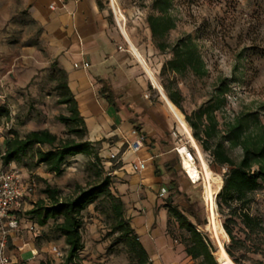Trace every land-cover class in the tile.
<instances>
[{
    "label": "rangeland",
    "instance_id": "obj_1",
    "mask_svg": "<svg viewBox=\"0 0 264 264\" xmlns=\"http://www.w3.org/2000/svg\"><path fill=\"white\" fill-rule=\"evenodd\" d=\"M153 1L100 0L108 20L109 32L119 50L127 52L126 54L144 69L148 78L147 70H150L165 95V88L168 87L181 92L183 112H180L184 119L185 115L192 116L194 112L210 104L217 84L225 81L229 83L230 91L226 94L223 107L216 111L219 128L224 130L225 122L246 112L258 113L264 123V0H173L171 14L176 19V28L169 32L166 40L170 45H174L180 38L192 36L200 45L210 71L209 76L204 79H198L192 74L182 77L163 70L164 64L171 59L172 54L169 50L159 51L153 42L147 22L148 16L153 13ZM3 18L4 14L1 13L0 26ZM2 33H0V108H7L10 118L0 117V153L10 138L11 131L24 136L30 130L48 129L60 138L71 137L58 121L60 115L67 116L68 112L65 106L57 104L56 85L51 78L57 70V66L54 65L56 59L48 55L46 43L42 39V27L29 19L26 10H17L12 11V17ZM136 53L143 59L144 64ZM149 82L147 98L151 106L158 113H164L168 122L173 125L168 134V137L175 139L172 140L174 142L172 147L186 146L196 158L195 150L189 145L187 136L180 129L177 120L168 111L161 92L155 89L151 80ZM164 110H167L168 114ZM189 129L192 133L190 127ZM172 132H178L179 137L175 138ZM140 134L145 136L142 132ZM146 146L150 147L149 144ZM174 148L171 149L173 168L177 165L174 160L178 156ZM97 152L105 171H111L115 165L108 161L110 148H104L101 144L97 146ZM201 152L216 177L213 188L217 195L222 187L223 175L229 168L212 164L208 154L202 150ZM229 154L236 163L240 161L239 148L229 150ZM135 156L137 155L130 153L127 158L133 162ZM33 162L30 157H25L21 163L11 164L20 172L24 182L32 186V190L26 196L21 211L16 214L20 227L17 232H12L8 253L12 257L11 264L23 260L21 248L24 254L31 258L25 260L27 261L25 263L39 264L42 260H48L52 264H59L62 256H55L52 248L56 247L66 256L67 247L63 239L52 229V222L40 227L28 212L36 206L38 200L45 198L42 192L45 183L42 180H46L52 187L59 188L63 197L73 194L76 184L82 186L88 184L91 181L86 172L88 157L79 155L69 158L65 164L64 174L59 177L47 173L43 166L34 167ZM145 165L147 167L148 163L145 162ZM182 177L180 170L170 177V182L177 183L178 188L182 186L178 189L179 194L171 191L169 189L171 183H167L169 187L167 185V189L164 187L167 193L158 200L157 207L143 201L142 215L151 225H158L160 232H163L167 223L166 232H169L170 238L182 243L183 232L173 217L168 224L167 210L175 208L197 231L210 238L215 247L214 255L218 260L216 239L208 227L203 180L198 183L189 181L182 183ZM161 188L157 185L154 191L158 192ZM170 195L172 201L168 199ZM125 199L126 202L131 200L139 204L138 194L134 190H130ZM249 212L264 225V183L253 196ZM216 213L223 224L224 218L219 215L217 204ZM83 220L82 234L85 247L80 253L82 264H133L127 246L118 241L117 235L110 233L108 219L104 214L96 212L94 205L83 214ZM132 225L137 232H145V227L136 218L132 220ZM234 232L243 244V249L234 251L235 256L245 264H264V236L249 233L239 221L234 227ZM142 239L148 252L153 251L156 254L159 251L167 263L179 256V251L173 250L175 244L163 235L154 239L147 233ZM221 240L224 247L230 244L229 239ZM194 264H197V261Z\"/></svg>",
    "mask_w": 264,
    "mask_h": 264
},
{
    "label": "trees",
    "instance_id": "obj_2",
    "mask_svg": "<svg viewBox=\"0 0 264 264\" xmlns=\"http://www.w3.org/2000/svg\"><path fill=\"white\" fill-rule=\"evenodd\" d=\"M98 6L100 10L103 9L100 2ZM172 8L173 0H154L153 13L147 18L156 48L161 52L169 50L172 54L171 59L164 64L163 70L182 77L192 74L198 79H204L209 76L210 71L200 45L192 36L186 35L174 45H170L166 40L169 32L176 28V19L171 14ZM54 65L57 70L51 78L56 85L57 104L65 106L68 112L67 116L60 115L58 121L71 137L60 138L48 129L30 130L24 136L11 131L0 157L5 166L21 163L25 157H30L34 160V167L43 166L47 173L59 177L64 174L69 158L84 155L88 157L86 172L91 181L85 186L76 184L73 194L63 197L59 188L52 187L46 180H42L45 183L42 190L45 198L38 200L28 215L36 219V224L40 227L53 223L52 229L67 247L66 256L62 255L59 264H82L80 253L85 247L82 234L83 214L92 205L96 212L104 214L108 219L110 233L117 235L118 241L125 243L133 264H153L149 253L134 232L130 219L127 218L123 200L113 189L112 172L119 164L108 172L103 168L97 146L104 140H86L88 130L69 88L67 73L58 67L57 62H54ZM165 91L168 99L183 112L181 92L171 87L165 88ZM229 91V83L221 81L217 84L212 102L194 112L192 116L185 115V119L198 146L212 159V164L229 168L223 175L222 187L216 195V204L219 215L224 218L222 226L230 240L225 250L235 264H245L234 254L235 250L243 249L234 227L239 221L249 233L264 236V225L249 212L253 196L264 183V123L258 113L246 112L225 122L224 130L220 129L216 111L225 104ZM99 93L118 111L117 96L108 84L103 83ZM0 117L9 119V110L0 108ZM45 147L47 149H44ZM236 148L241 150L238 163L229 154V150ZM171 185V191L179 194L177 183L171 182ZM168 199L172 201V196ZM167 212L168 224L173 217L183 232L184 239L181 244L186 255L194 262L197 261V264H219L210 238L197 231L175 208H168ZM25 262L27 261L22 260L17 264H32ZM39 264L52 263L42 260Z\"/></svg>",
    "mask_w": 264,
    "mask_h": 264
},
{
    "label": "crops",
    "instance_id": "obj_3",
    "mask_svg": "<svg viewBox=\"0 0 264 264\" xmlns=\"http://www.w3.org/2000/svg\"><path fill=\"white\" fill-rule=\"evenodd\" d=\"M98 2L100 0H0V15L4 14L0 33L12 17V11L17 10H26L29 19L42 27V39L46 43L48 55L56 59L58 67L67 73L69 88L88 130L86 140H104L102 145L110 148L112 153L125 150V141L133 137L132 130L145 134L144 150L133 154L137 155L133 162L145 161L148 166L140 173H133L129 165L132 162L127 158L130 152H125L122 162L112 172L113 189L123 200L127 218L142 245V238L147 233L154 239L163 235L175 244L173 250L179 251L178 258L167 263L158 250L156 254L146 250L153 264H194L186 255L184 246L173 241L167 234V223L163 232H160L158 225H151L142 215L143 201L157 207L158 200L166 194L161 196L160 191L155 192V186L166 187L177 170L183 174L182 183L191 181L184 174L179 156L174 160L177 162L176 167L171 166V149L174 148L172 143L175 139L168 137V134L173 125L168 122L164 113H158L151 106L147 98L150 78L127 52L119 50ZM85 63L88 67H84ZM103 83L108 84L115 92L118 111L100 96L99 90ZM164 112L168 114L167 110ZM169 186L167 185L171 190L172 185ZM181 188L182 186L179 187ZM130 190L138 194L139 204L131 200L125 201ZM134 218L141 221L145 232L134 229ZM17 220L19 228L20 221ZM12 232L8 244L12 240ZM20 252L21 259H31L24 254L22 248Z\"/></svg>",
    "mask_w": 264,
    "mask_h": 264
},
{
    "label": "built area",
    "instance_id": "obj_4",
    "mask_svg": "<svg viewBox=\"0 0 264 264\" xmlns=\"http://www.w3.org/2000/svg\"><path fill=\"white\" fill-rule=\"evenodd\" d=\"M74 67H77V64H74ZM84 67H88V64L85 63ZM132 136L131 140L125 141L126 148L124 151L117 150L109 154V163L113 162L114 165H118L122 162V156L125 152L138 154L144 148L145 136L135 129L132 130ZM173 136L178 138V132H174ZM174 150L182 162L179 146L175 147ZM191 155L194 157L189 150L186 157L191 158ZM129 165L133 173H140L146 168L145 161L132 162ZM31 188L30 184L24 182L20 172L11 165L5 166L0 157V264H11V257L8 253L9 236L12 231L18 230L16 214L21 211L26 196L32 190ZM166 193L167 190L164 187L161 188V196ZM52 253L57 257L62 256L56 247L52 248Z\"/></svg>",
    "mask_w": 264,
    "mask_h": 264
},
{
    "label": "bare ground",
    "instance_id": "obj_5",
    "mask_svg": "<svg viewBox=\"0 0 264 264\" xmlns=\"http://www.w3.org/2000/svg\"><path fill=\"white\" fill-rule=\"evenodd\" d=\"M137 54V53H136ZM141 63L144 64L143 59L138 55ZM149 78L154 85L155 89L157 88L165 101L166 107L169 112L173 115L175 120H177L180 129L186 134L189 145L195 150L196 158L191 155V158H187L186 155L189 153V149L186 146L179 147L180 155L182 157L181 167L185 172L186 176L192 183H198L203 180L204 183V193L208 211V227L210 228L214 238L216 239L217 249L219 254V263L220 264H235L231 258L228 256L224 244L221 238L228 240V235L224 231V228L218 218L216 213V191L213 188L214 181L216 177L211 172L209 166L207 165L200 147L198 146L196 140L194 139L183 114L180 110L168 99V97L163 93L161 86L158 84L156 79L150 70H147ZM198 163H197V161ZM220 186V183H219ZM219 191V190H218Z\"/></svg>",
    "mask_w": 264,
    "mask_h": 264
},
{
    "label": "flooded vegetation",
    "instance_id": "obj_6",
    "mask_svg": "<svg viewBox=\"0 0 264 264\" xmlns=\"http://www.w3.org/2000/svg\"><path fill=\"white\" fill-rule=\"evenodd\" d=\"M171 196V195H170ZM173 199V198H172Z\"/></svg>",
    "mask_w": 264,
    "mask_h": 264
}]
</instances>
